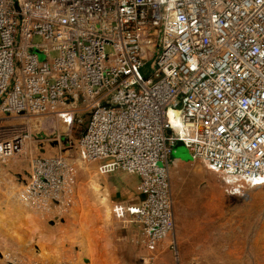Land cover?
<instances>
[{
  "label": "built area",
  "instance_id": "built-area-1",
  "mask_svg": "<svg viewBox=\"0 0 264 264\" xmlns=\"http://www.w3.org/2000/svg\"><path fill=\"white\" fill-rule=\"evenodd\" d=\"M56 117L86 123L78 159L103 180L138 177L119 204L120 240L137 264H157L176 231L178 142L188 160L264 185V0H0V160L31 136L62 139L31 130ZM75 163L34 157L22 205L59 209Z\"/></svg>",
  "mask_w": 264,
  "mask_h": 264
},
{
  "label": "rangeland",
  "instance_id": "rangeland-1",
  "mask_svg": "<svg viewBox=\"0 0 264 264\" xmlns=\"http://www.w3.org/2000/svg\"><path fill=\"white\" fill-rule=\"evenodd\" d=\"M64 122L38 121L33 132L59 128L62 139L40 144L31 136L25 153L0 160V264H137L118 221L119 204L132 197L129 182L138 177L103 180L96 164L78 159L86 123ZM42 154L76 158L78 170L74 195L46 214L25 208L19 196L31 160ZM171 183L176 231L161 242L157 264H264V185L239 184L191 160L173 161Z\"/></svg>",
  "mask_w": 264,
  "mask_h": 264
},
{
  "label": "water",
  "instance_id": "water-1",
  "mask_svg": "<svg viewBox=\"0 0 264 264\" xmlns=\"http://www.w3.org/2000/svg\"><path fill=\"white\" fill-rule=\"evenodd\" d=\"M174 151L178 152L177 154L183 159L189 158L188 153H187V149L184 147L183 142H178L176 144V146L174 147ZM184 152H186L185 156H184ZM107 242H109L108 239H107Z\"/></svg>",
  "mask_w": 264,
  "mask_h": 264
},
{
  "label": "crops",
  "instance_id": "crops-1",
  "mask_svg": "<svg viewBox=\"0 0 264 264\" xmlns=\"http://www.w3.org/2000/svg\"><path fill=\"white\" fill-rule=\"evenodd\" d=\"M173 157H174V156H173ZM174 160L186 161V160H188V159H183V158H181L179 155H177L176 157H174ZM111 181L114 183L115 180H110V182H111ZM130 183H131V184H132V183L135 184V183H137V181H135V182H129V184H130ZM133 184H132V185H133ZM114 185H115V183H114ZM130 186H131V185H130ZM114 189H115V188H114ZM115 190H117V189H115Z\"/></svg>",
  "mask_w": 264,
  "mask_h": 264
},
{
  "label": "bare ground",
  "instance_id": "bare-ground-1",
  "mask_svg": "<svg viewBox=\"0 0 264 264\" xmlns=\"http://www.w3.org/2000/svg\"><path fill=\"white\" fill-rule=\"evenodd\" d=\"M65 122H66V121H65ZM65 122H64V123H65ZM64 123H63V125H62V126H63V127H62V130H66V129H68V126L64 125ZM207 210H208V208H207V206H206V211H207Z\"/></svg>",
  "mask_w": 264,
  "mask_h": 264
},
{
  "label": "trees",
  "instance_id": "trees-1",
  "mask_svg": "<svg viewBox=\"0 0 264 264\" xmlns=\"http://www.w3.org/2000/svg\"><path fill=\"white\" fill-rule=\"evenodd\" d=\"M85 128H86V126H85ZM85 131V130H84Z\"/></svg>",
  "mask_w": 264,
  "mask_h": 264
}]
</instances>
